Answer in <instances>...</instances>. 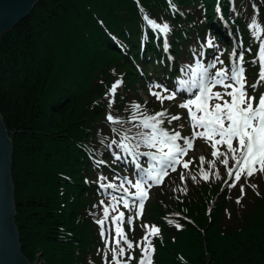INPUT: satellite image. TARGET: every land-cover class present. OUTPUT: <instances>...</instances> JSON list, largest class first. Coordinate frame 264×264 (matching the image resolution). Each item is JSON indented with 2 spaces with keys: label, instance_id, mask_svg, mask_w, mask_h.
<instances>
[{
  "label": "trees",
  "instance_id": "trees-1",
  "mask_svg": "<svg viewBox=\"0 0 264 264\" xmlns=\"http://www.w3.org/2000/svg\"><path fill=\"white\" fill-rule=\"evenodd\" d=\"M43 1L0 34V113L13 146L15 220L28 259L39 252L40 264H84V252L73 254L71 249L75 242L86 244L100 234L95 222L102 217L100 202L109 200L97 178L103 174L114 182L115 173L128 176L106 147L116 136L104 117L111 111L126 120L130 110L115 104L109 108L106 98L98 104L105 77L124 66L126 73L118 77L124 79L120 89L126 86L123 98L129 99L130 79L141 77L136 64L141 72L157 69L173 78L184 66L180 57L190 43L200 53L198 35L231 42L224 26L216 31L212 25L214 0H171L177 11L170 9L169 0H47L46 7ZM223 9L234 37L248 40L253 19L264 25L257 16L264 12V0H223ZM144 14L170 25L174 67L166 57L155 58L161 47L145 28ZM92 104L94 109L87 107ZM94 158L106 159L110 167H97ZM207 192V186L189 192L186 201L198 199L199 204L179 208L192 219L181 223V230L161 228L164 241L157 243L154 264H206L205 246L209 264H264V195L223 228V204L208 212ZM162 202L153 203L158 214ZM60 226L66 230L58 239Z\"/></svg>",
  "mask_w": 264,
  "mask_h": 264
},
{
  "label": "snow or ice",
  "instance_id": "snow-or-ice-1",
  "mask_svg": "<svg viewBox=\"0 0 264 264\" xmlns=\"http://www.w3.org/2000/svg\"><path fill=\"white\" fill-rule=\"evenodd\" d=\"M169 7L177 11L171 0ZM142 22L153 33V38L161 40L164 51L168 52L170 25L167 22L158 23L147 14L142 16ZM248 27L254 39L260 41L256 57L252 61L259 65L258 78L251 85V89L255 90L264 82V39L261 38L264 36V26L253 19ZM203 47L214 48L215 38L209 36ZM232 57L230 67L222 66L224 62L219 55L207 63L202 57H198L194 65L181 69L186 78L179 79L173 89L155 82L149 84V95L155 97L161 105L186 94L187 98L177 107L187 112L186 118L191 129L187 136L179 131H169L164 126L165 123L172 125L174 121L182 119L180 115H171L167 109L147 114L144 106L131 102L130 114L126 120L114 117L110 112L106 114V120L113 126L111 132L117 137L106 147L113 163L119 162L131 167L133 177H122L115 173L112 177L115 183L109 182L108 177L103 174L97 178L99 189L109 196L108 204L103 200L100 202L102 217L95 221L105 240V249L111 253L108 264H132L133 261L136 264H154V240L160 238L161 228L142 224L144 235L133 242L125 231V225L128 232L134 231V222L142 219L146 202L150 199V191L163 185L171 173L178 172L179 167L185 170L190 168L193 161L185 160L184 157L193 150L197 139L203 140L211 148L212 160L205 161V157H199L198 174L205 183L213 178L222 179L217 164L226 171L227 179L223 183L229 189L235 188L242 178L247 183L257 173L264 174V93L258 99L248 94L243 66L244 53L237 55L233 50ZM218 64L221 67H217ZM122 84L123 81L116 80L105 93L109 108L115 104L114 98ZM217 88L222 91H214ZM126 124L131 127L125 128ZM205 163L207 169L204 167ZM96 165L100 168L110 167L103 159H97ZM179 175L183 182V173ZM191 179L194 183L198 182L196 176H191ZM251 187L255 189L257 185L253 184ZM117 191L119 194L114 195ZM178 191L186 192V189H173L174 193ZM240 193L237 204L241 203L245 194L243 184L240 185ZM121 207L126 211H121ZM126 212L130 214L126 216ZM166 219L177 230L182 229L180 223L167 217ZM136 249L140 253L138 259L133 255Z\"/></svg>",
  "mask_w": 264,
  "mask_h": 264
},
{
  "label": "rangeland",
  "instance_id": "rangeland-1",
  "mask_svg": "<svg viewBox=\"0 0 264 264\" xmlns=\"http://www.w3.org/2000/svg\"><path fill=\"white\" fill-rule=\"evenodd\" d=\"M229 4H232L234 0H228ZM46 2L47 0L43 1V7H46ZM258 4V3H257ZM259 5V4H258ZM257 5V6H258ZM218 10V9H217ZM161 16L163 14L161 13ZM260 18H264V12H260L259 15ZM150 18L156 20L158 23H164L165 21H160L156 18H153L150 16ZM103 21V20H102ZM258 24L263 25L262 19H258L256 21ZM213 25V24H212ZM215 27V25H214ZM12 30V29H11ZM9 30V31H11ZM215 30L218 31L215 27ZM200 36L197 39L198 45L201 46L206 44V39L208 38L207 36ZM211 37L215 38V47L214 48H207L205 47V51L200 52L197 54L195 52V48L193 44H189V46L183 51L182 56L180 59H182V62L184 66L182 69L187 66V65H194L196 63V60L198 57H202L203 61L205 63L211 61L214 59L215 56L219 55L220 59L224 62L222 65L223 67H230L231 63H229V57L230 55L232 56L233 52H230L231 50V43L227 42L226 40H223L222 38H219L218 36H212ZM243 37V35H242ZM238 37V44L240 47V52L244 53V68H245V77L247 80V87L249 89L248 94L250 96H254L257 99L259 96L264 93V82H261L260 85L257 86L255 90L251 89V85L256 82L258 78V72H259V65L258 63H252V61L256 57V53L259 48L260 41L255 40L251 31L249 35V39L246 40L244 37ZM170 38V36H169ZM264 39V36L261 37ZM140 41V40H139ZM157 42L160 44L161 47V53L156 55L155 58H162L165 59L167 58V52H165L162 48V42L159 38H157ZM171 43V39H170ZM172 45V43H171ZM141 47L143 45L140 44ZM190 46H192V50L190 49ZM248 49H251V51H248ZM171 51V49L169 50ZM187 52L190 53V58L187 57ZM240 52H237V55H239ZM146 53V51H145ZM170 53L173 52L171 51ZM196 54V55H194ZM251 54H253L252 57H249ZM175 55V53H174ZM153 55L151 54V57ZM196 56V57H195ZM233 59V57H232ZM217 67H221V65H217ZM137 72L141 75L140 78H135L132 77L129 81V84L131 85V93L133 94V97H130L129 99L123 98V94H125V88L120 89L123 84H124V79L121 77H118L120 74L126 73L125 67L122 66V68L119 71H112L109 75H107L105 78L106 80V86L103 87L105 91L107 92V89L111 87V85L116 81V80H121L123 81L122 86L118 89L117 95L115 96V105H119L123 110L128 111L127 109L130 110V103L131 102H136L144 106V109L147 114H154L155 112L167 109L171 115H180L182 119L180 121H174L172 125H168L165 123V127L169 130H175L179 131L182 135L187 136L190 134L191 129L189 127L188 121H187V112L184 109H181L177 107L178 104L182 103L185 98H187L186 94H182V96L174 101H165L163 105L159 103V101L156 100L155 97L149 95V84L155 82L159 83L162 85H165L169 89H173L174 86L176 85V82L179 79H184L186 78L183 74L182 71H179V73H176L175 76L172 78H167L165 76V73H162L161 71L154 69L152 74H148L147 71L141 72L139 70L138 64H136ZM166 69H170L166 67ZM215 72V69H213V74ZM164 80V81H163ZM130 90L129 87H127V90ZM102 92L101 95L98 96L96 101H98V104H100V101L105 99V93ZM214 91H222V89L217 88L214 89ZM120 97L121 99H118ZM225 99H228V97H225ZM216 101H212V103H215ZM104 103V102H103ZM128 104V106H126ZM87 107H92L94 109V104L87 106ZM111 114L112 112L109 111ZM109 112H106L109 113ZM129 112V111H128ZM105 114V116H106ZM113 115V114H112ZM114 116V115H113ZM115 117V116H114ZM118 118V117H117ZM121 119V118H120ZM104 120L108 123L106 118L104 117ZM100 124L104 125L105 123L103 121H99ZM5 124V123H4ZM181 125H183L181 127ZM6 126V125H5ZM131 127V125H127ZM7 133H8V127H6ZM9 135V134H8ZM117 137H113L115 139ZM12 141V140H11ZM143 151H146L147 149H142ZM222 151L224 149H221ZM203 156L205 157V161L212 160L211 156V148L201 139H197L193 145V150L188 153L186 157H184L185 160H191L193 163L190 165V168L188 170L183 169V167L178 168V172L176 173H171L170 177L165 179V183L159 187L153 188L150 191V199L146 202L144 211H143V216L142 219L136 220L134 222V231H127V225H125V231L128 234L129 239H131L133 242L140 240L143 235H144V230L142 229L141 225L142 224H149V225H157L160 228L164 226H171L167 222V218L172 219L174 222L178 223H187L188 221H191L192 219L184 213L182 210H179V208L184 207L187 203L191 202L194 203L195 205H198L199 203L197 202L198 199L195 200H190L186 199L188 198L187 196L189 195V192H193V189L198 188L199 186H207L208 187V192L206 195L205 203H206V208L207 211L209 212L212 206H215L218 203H222V210L221 214L223 216L221 220V224L223 228L225 226L233 225L235 223V218L240 216L247 207H249L254 200L260 199L264 195V174H259L257 173L254 177L250 178L248 182L246 183L245 180L242 178L241 181L237 184L235 188L229 189L227 185L223 183L224 179H227L226 171L223 168V166L217 164V168L219 170L220 176L222 179H215L213 178L210 182L208 183H202L203 181L200 180L199 177V166H200V160L199 157ZM144 158H142L143 160ZM97 160L94 158V161ZM106 161V159H103ZM107 162V161H106ZM108 164V162H107ZM118 164H120L118 162ZM123 165V164H120ZM125 168H130L127 169V173L125 174L128 175L129 178L132 177V169L131 167L123 165ZM146 166V165H145ZM205 169H207V163L204 165ZM179 173H183L185 180L181 182L180 180V175ZM191 176H196L197 177V183H194L191 179ZM114 181L113 183H115ZM202 183V184H201ZM243 184L245 186V194L243 196V199L241 203L237 204L236 200L237 197L241 195L240 193V185ZM257 185L255 189L251 187V185ZM186 189L185 191H178V192H173V189ZM224 192V196L222 199L225 201V206L224 203L222 202V199L220 198V195ZM119 192L117 191L115 195H118ZM204 195V193H201ZM15 196V195H14ZM174 196L176 199L180 201H169V197ZM158 200L159 202L163 201L159 206L162 208V213L158 214L157 212V204H153L155 200ZM14 203H15V215L17 214V204H16V199L14 198ZM178 203V204H174ZM255 203V202H254ZM121 211H126L122 207L120 208ZM234 211V212H233ZM130 213L126 212V216L129 215ZM15 215H14V220H15ZM112 215H115V213H112ZM100 219V218H99ZM98 220V218H96ZM238 220V219H237ZM239 221V220H238ZM16 224V220H15ZM18 227V225L16 224ZM107 227V226H106ZM59 229L57 230V237L58 239L63 236L64 232L66 229L62 228V226L58 227ZM19 229V227H18ZM97 229L100 232V227L97 224ZM20 231V229H19ZM201 232V236L204 239L205 237V231L204 229ZM164 241L163 235H160V238H156L154 240L155 248L157 251V243H162ZM22 242L20 241V244ZM74 247H72L73 254L76 253L77 250H82L85 254V261L84 264H108V261L111 260V253L107 252L105 249V240L102 239L101 234L94 235L88 243H82V242H75ZM22 246V244H21ZM206 255V264H209L210 256L209 253L206 251V246L203 250ZM139 249H136L133 253L139 258ZM105 256H107V259H105ZM43 260V259H42ZM31 264H40L41 259L39 257V252L37 253V257L34 260H30ZM156 261V252L154 254V262ZM44 263V261H43ZM132 264H136L135 261L132 262Z\"/></svg>",
  "mask_w": 264,
  "mask_h": 264
},
{
  "label": "water",
  "instance_id": "water-1",
  "mask_svg": "<svg viewBox=\"0 0 264 264\" xmlns=\"http://www.w3.org/2000/svg\"><path fill=\"white\" fill-rule=\"evenodd\" d=\"M38 0H0V34L11 30L32 11ZM12 141L0 113V264H31L22 252L15 224Z\"/></svg>",
  "mask_w": 264,
  "mask_h": 264
},
{
  "label": "bare ground",
  "instance_id": "bare-ground-1",
  "mask_svg": "<svg viewBox=\"0 0 264 264\" xmlns=\"http://www.w3.org/2000/svg\"><path fill=\"white\" fill-rule=\"evenodd\" d=\"M39 1V0H38ZM214 9L216 10V14H215V19L213 21V25H215L216 29L218 30L220 27L219 26H224L225 30L224 33H226L227 35H229L230 38V42L233 45L234 49L236 52H238L239 49V45H237L238 42V38L234 37L233 33H232V28L233 26L230 23V20L227 18L224 9H223V0H214L213 3ZM218 9V10H217ZM25 19V18H24ZM16 26V25H15ZM14 28V27H13ZM12 28V29H13ZM153 34V33H152ZM172 38H174V36H171ZM176 40V39H175ZM179 40V39H178ZM171 47V46H170ZM169 47V48H170ZM175 51V50H173ZM199 54V53H198ZM196 57V56H195ZM177 58V57H176ZM176 58L174 56L171 57V59L168 60L169 66L174 67L175 63H176ZM178 62V61H177ZM3 120V119H2ZM9 136V135H8ZM12 158V157H11ZM12 175V172H11ZM14 186V185H13ZM19 230V229H18Z\"/></svg>",
  "mask_w": 264,
  "mask_h": 264
}]
</instances>
